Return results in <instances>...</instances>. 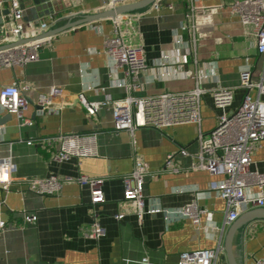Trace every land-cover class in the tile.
I'll return each instance as SVG.
<instances>
[{
	"label": "crops",
	"instance_id": "1",
	"mask_svg": "<svg viewBox=\"0 0 264 264\" xmlns=\"http://www.w3.org/2000/svg\"><path fill=\"white\" fill-rule=\"evenodd\" d=\"M33 1L38 18L23 21L26 38L36 37L41 24L47 25L48 32L104 11L102 0ZM230 2L156 0L157 10L153 3L123 14V21L129 23L125 39L144 49L148 66L146 73L138 76L132 95L187 91L198 83L205 91L199 126L204 133L212 131L223 114L234 112L244 95L238 88L240 71L249 68L258 78L264 68V56L257 54L254 40L246 35L249 29L230 13ZM0 6L6 8L9 4L0 0ZM51 8L53 12H47ZM187 24L194 25V35L182 30ZM5 29L8 30L7 25ZM112 33L110 18L79 25L50 37V45L41 49L37 61L23 67L0 68V90L13 83L30 86L26 93L28 107L20 120L0 113V166L6 159L14 166L6 189L0 185V219L6 224L0 231V264H178L183 252L223 246L229 227L224 226L225 205L208 188L210 182L221 177L192 167L198 151L195 124L139 128L131 137L126 131H114L109 107L89 117L80 105V94L88 101L117 100L127 94L114 86L130 82L125 69L118 67L111 72L103 54L104 41ZM176 35L182 43L175 42ZM9 40L0 33V47ZM188 40L192 41V54L185 45ZM165 56L169 62L160 67L157 63H162ZM163 69L170 76L158 80ZM52 87L62 90L51 104L59 111L41 114L39 98ZM218 88L233 89L229 107L221 109L216 105L212 92ZM58 134L93 135L97 156L63 163L51 161L41 140ZM181 150L187 155H180ZM168 155L173 156L175 173L159 172ZM135 158L158 173L145 181L146 208L154 206L155 198L160 199L161 207L170 209L195 201L206 210L199 225L188 219L166 225L161 215H144L141 222L136 219L131 205L122 201L123 178L131 173ZM250 170L264 174V139L252 154ZM50 175L103 179L104 202L97 205L96 211L105 236L98 243L84 235L92 223L87 185L64 183L60 193L53 196H38L18 185L22 178ZM122 212V221L113 218ZM23 213L36 215V221L25 223ZM232 250L237 264H250L263 257L264 220L242 225L234 235ZM215 264H228L222 249Z\"/></svg>",
	"mask_w": 264,
	"mask_h": 264
},
{
	"label": "built area",
	"instance_id": "2",
	"mask_svg": "<svg viewBox=\"0 0 264 264\" xmlns=\"http://www.w3.org/2000/svg\"><path fill=\"white\" fill-rule=\"evenodd\" d=\"M136 1L138 0H102V9L112 10ZM8 4L10 9L8 21L0 27V33L4 35V39L10 38L5 45L15 43L19 39H26L23 11L19 8L18 0H8ZM152 7L157 10L158 4L154 3ZM229 10L243 27L249 29L246 35L254 40L257 54L264 56V0H231ZM122 16L112 19L113 33L104 41L103 54L111 72H115L118 67L125 69L124 75L130 82H118L114 86L123 88L127 94L122 99L105 98L100 101H88L83 94H80L78 101L87 116L93 117L101 108L109 107L112 112L114 131H126L131 137L139 128L195 124L198 127L196 135L198 151L192 167L195 170L206 171L211 176L221 177L219 180L210 182L208 188L224 202V226H230L242 213L252 208H264V174L250 170L252 154L264 139V68L258 78L253 77L249 68H243L240 71L238 88L244 91L240 105L234 112L223 114L215 128L204 133L199 126L201 99L205 91L198 83L187 91L164 92L142 97L132 95L138 76L146 73L148 66L144 49L126 41L125 37L129 34L126 27L129 23L123 21ZM6 25L8 30L5 29ZM46 29L47 25L41 24L35 36L45 33ZM182 30L188 33L192 31L194 35L192 24H187ZM175 40L177 44L182 43L179 35H176ZM192 41L194 45V36ZM192 41L188 40L185 43L189 54L194 53L191 48ZM50 42V37H47L0 49V68L23 67L37 61L41 49L49 46ZM163 60L157 65L163 66L169 62V57L165 56ZM169 76L170 72L167 69L160 70L158 80H165ZM29 89L30 86L26 83L3 86L0 90V113H7L20 120L28 107L26 93ZM61 92L60 88L52 87L47 94L40 96L41 114L59 111L58 108H52L51 104L54 98L61 95ZM253 92L255 96L252 95ZM212 96L216 105L224 109L232 103L233 89L218 88L212 92ZM26 124L31 123L27 121ZM1 141L0 127V143ZM31 144L27 142V145ZM41 144L50 153V160L55 163L97 156L95 137L89 134H58L43 138ZM179 153L182 156L187 155L185 150ZM172 161L173 156L168 155L164 167L159 172H177ZM13 170L14 166L9 159L4 160L0 166V185H4L5 189L11 181L10 173ZM157 174L151 172L140 158H135L131 173L123 178L122 201L131 205L136 219L141 222L144 215H161L166 225L183 219L190 220L195 226L199 225L200 216L205 214L206 210L201 209L195 201L170 209L161 207L160 199L155 198L154 206L146 208L144 184L146 180L154 178ZM72 182L87 185L90 189L89 211L92 223L84 235L98 243L105 236L96 211L97 205L104 202L103 179L85 175L77 178H60L50 175L46 178H22L18 185L38 196H53L60 193L64 183ZM124 217V212L113 216L117 221H122ZM36 219V215L23 213L25 223H34ZM5 227L6 224L0 219V231H3ZM221 249L219 246L216 250L183 252L179 256L178 264H215ZM250 264H264V256L253 259Z\"/></svg>",
	"mask_w": 264,
	"mask_h": 264
},
{
	"label": "water",
	"instance_id": "3",
	"mask_svg": "<svg viewBox=\"0 0 264 264\" xmlns=\"http://www.w3.org/2000/svg\"><path fill=\"white\" fill-rule=\"evenodd\" d=\"M155 1L156 0H140L134 3H129V4L118 6L112 10H105L100 13H95L93 15H89L77 21L65 24L62 27L45 32L41 34L40 36L33 37V38L19 39L15 43L3 45L0 47V49H5V48H8L13 45L20 44V43L31 42V41L42 39V38L52 37L64 30H67V29H70V28H73L79 25H83L86 23H90L93 21L109 19V18L114 19L115 17L126 14L128 12L138 11V10L147 8L151 4H153ZM7 2L8 0H1V3L7 4ZM18 3H19V8L23 11L22 15H23L24 22H32L38 18L37 10L35 9L36 3L33 0H18ZM50 7H51V4H50ZM31 10H33L32 13H31ZM9 12H10L9 6H6V8H1L0 6V26L3 24V21L5 22L8 21ZM47 12L52 13L53 12L52 8ZM9 117H11V115H9ZM259 219L264 220V208H253L251 210H248L242 213L240 217L227 228L224 234V238H223L222 251L225 254L228 264H237V261L235 259V256L232 250V242H233V238H234L236 231L242 225L250 221L259 220Z\"/></svg>",
	"mask_w": 264,
	"mask_h": 264
}]
</instances>
